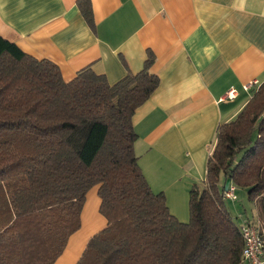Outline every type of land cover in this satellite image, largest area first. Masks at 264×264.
Returning a JSON list of instances; mask_svg holds the SVG:
<instances>
[{
	"label": "trees",
	"instance_id": "16d2710c",
	"mask_svg": "<svg viewBox=\"0 0 264 264\" xmlns=\"http://www.w3.org/2000/svg\"><path fill=\"white\" fill-rule=\"evenodd\" d=\"M77 7L92 28L90 0ZM154 59L148 51L138 73L113 85L89 67L65 82L55 64L0 36V264H54L95 186L107 223L77 264H241L240 224L223 186L230 179L246 191L249 221L264 230V82L217 127L181 223L133 149L134 113L159 86Z\"/></svg>",
	"mask_w": 264,
	"mask_h": 264
},
{
	"label": "crops",
	"instance_id": "0c3cea01",
	"mask_svg": "<svg viewBox=\"0 0 264 264\" xmlns=\"http://www.w3.org/2000/svg\"><path fill=\"white\" fill-rule=\"evenodd\" d=\"M93 27L77 0H0V36L25 54L55 64L65 82L89 67L111 85L138 73L147 52L159 86L132 118L133 149L151 190L165 195L179 221L189 191L206 177L217 127L231 121L264 82V0H90ZM234 89L235 98L222 100ZM98 186L80 228L54 264H77L106 227ZM254 216V215H253Z\"/></svg>",
	"mask_w": 264,
	"mask_h": 264
},
{
	"label": "built area",
	"instance_id": "2783aa9c",
	"mask_svg": "<svg viewBox=\"0 0 264 264\" xmlns=\"http://www.w3.org/2000/svg\"><path fill=\"white\" fill-rule=\"evenodd\" d=\"M256 81L249 82L244 85L243 89L246 92H252V90L259 87ZM236 91L234 89L229 90L222 100L235 98ZM224 196L229 201H236V188L230 183L228 190L224 193ZM240 232L243 240V249L241 256V264H264V230H262L258 224H253L249 220L245 219L240 223Z\"/></svg>",
	"mask_w": 264,
	"mask_h": 264
},
{
	"label": "rangeland",
	"instance_id": "374dc122",
	"mask_svg": "<svg viewBox=\"0 0 264 264\" xmlns=\"http://www.w3.org/2000/svg\"><path fill=\"white\" fill-rule=\"evenodd\" d=\"M236 196L237 200L232 202L229 201L227 204L229 212L231 215L236 218V221L240 224L242 223L246 218L248 220H252L255 215V206L253 203L249 202L246 197V191L243 189H237L236 190ZM189 221V208H188V215L187 220L181 221V223H186Z\"/></svg>",
	"mask_w": 264,
	"mask_h": 264
},
{
	"label": "water",
	"instance_id": "95a60500",
	"mask_svg": "<svg viewBox=\"0 0 264 264\" xmlns=\"http://www.w3.org/2000/svg\"><path fill=\"white\" fill-rule=\"evenodd\" d=\"M229 184H230V179H226L224 181V186H223V190L226 192L229 188Z\"/></svg>",
	"mask_w": 264,
	"mask_h": 264
}]
</instances>
